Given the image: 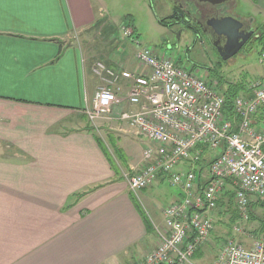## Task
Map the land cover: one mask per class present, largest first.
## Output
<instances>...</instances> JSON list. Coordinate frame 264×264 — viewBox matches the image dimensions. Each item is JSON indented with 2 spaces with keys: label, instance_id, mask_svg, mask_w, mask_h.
<instances>
[{
  "label": "crops",
  "instance_id": "obj_1",
  "mask_svg": "<svg viewBox=\"0 0 264 264\" xmlns=\"http://www.w3.org/2000/svg\"><path fill=\"white\" fill-rule=\"evenodd\" d=\"M170 1L167 18L193 9L191 0H181V8ZM248 1L257 17L242 19L252 25L258 19L264 29V0ZM100 14L99 0H0V264H131L155 247L163 209L183 197L179 187L166 192L164 176L131 193L113 156L94 135L104 124L98 121L93 129L86 118L101 88L115 94L119 108L140 109L127 101L132 80H115L105 72H120L118 60L101 65L99 57L91 67L87 44L72 41L74 34L101 28L106 17ZM126 17L107 24L132 32ZM130 22L134 33L128 39L135 44V19ZM98 66L104 67L101 75ZM141 71L136 62L124 70L135 76ZM113 136L108 138L116 159L129 174L139 172L145 146ZM212 155L201 150V159ZM200 166L183 161L176 172L195 169L196 185L202 187L209 176L202 183ZM216 231L214 226L191 264L218 256L212 243L219 242Z\"/></svg>",
  "mask_w": 264,
  "mask_h": 264
},
{
  "label": "built area",
  "instance_id": "obj_2",
  "mask_svg": "<svg viewBox=\"0 0 264 264\" xmlns=\"http://www.w3.org/2000/svg\"><path fill=\"white\" fill-rule=\"evenodd\" d=\"M124 30L126 38L132 36ZM133 42L138 45L137 40ZM258 59L264 64V50ZM135 61L142 70L137 76L105 71L103 66L97 67L102 68L97 73L132 80L127 101L140 109L113 116L121 102L112 91L101 88L84 113L92 125L126 123L135 137L148 141L143 166L125 178L131 193L148 189L163 176L183 193L179 202L163 209L164 225L159 231L156 228L155 247L131 264H191L195 251L214 231V213L227 180L234 186L238 213L234 232L240 233V222L248 220L251 200L264 202V81L251 84L235 99L231 120L223 114L224 96L218 82L204 70H186L179 65L181 60L149 48L140 49ZM203 149L214 156L206 166L207 183L197 187L195 169L186 173L176 169L183 161L200 163ZM219 256L221 264H264V239L250 248L228 242Z\"/></svg>",
  "mask_w": 264,
  "mask_h": 264
},
{
  "label": "rangeland",
  "instance_id": "obj_3",
  "mask_svg": "<svg viewBox=\"0 0 264 264\" xmlns=\"http://www.w3.org/2000/svg\"><path fill=\"white\" fill-rule=\"evenodd\" d=\"M99 2L102 11L99 17L101 18L102 15L106 17L103 26L97 30L74 34L72 38L74 43H78L83 47L87 44L86 49L88 53L90 52L89 56L90 58L93 57V61L90 63L91 67L100 60L99 57H102V60L99 61L101 65L105 64V62L109 63L110 59L113 62L118 60L121 65L120 71H124L136 62H133L136 51L149 48L154 49L161 55L170 56L176 61L181 60L179 65L186 70L193 68L195 71L197 68L207 72L206 74L210 79L217 76L221 77L224 83L223 90L229 85L236 84H242L248 89L251 84L264 81V64H260L258 59L261 49V42L258 38L261 36V30L263 29L259 27L258 19L252 26L255 33L253 38L245 44L236 56L224 62L220 59L216 50L209 46L208 43L200 42V40L194 41L190 31L185 30L179 38L177 34H174L179 30V25L174 23L175 19L170 20L173 15L167 18L170 14L166 8H169L170 0H99ZM231 11L232 16L239 15L240 19L248 16L253 17L254 15L257 17L254 8L248 0H234ZM126 16H128V20H131V18L135 19L138 45L131 43L130 39L124 36L125 30L121 29V26H112L111 23L107 24L109 20L114 23H120ZM165 18L167 19L165 23L167 25H161L158 20ZM112 36L115 38L111 39ZM97 71L101 73L102 68H98ZM90 76L101 79L99 75L92 74ZM119 106L113 109V116H117L124 110L122 107L119 108ZM101 122L104 124L103 130H95L94 135L101 140L109 154L111 153L115 164L120 169L121 176L126 178L129 175V171L116 159L112 148L113 141L108 136L115 135L116 137L113 136L112 138L117 140L120 138L128 141L134 139L138 141L139 145L143 146L148 145V141L144 138L135 137L132 127L126 123L119 125L113 122H111L113 124ZM90 125L93 128V125ZM211 157L200 161L201 172L203 171L204 174L202 183L207 179L206 166ZM175 187L169 181L164 184V188L169 194L175 193ZM223 202V206L217 207L213 219V224L217 227L215 238H218L219 242L215 243V240H212V243L216 245L219 254L217 256V252L213 255V258L203 259L200 264H213L214 262L215 264H221L219 255L223 246L228 242H234L245 247L244 243L253 244L254 241L264 239V206H260L257 202L253 203L254 206L249 208L252 219L249 216L246 222H240V233H236L234 232V227L239 223L234 200L232 203H228L226 198Z\"/></svg>",
  "mask_w": 264,
  "mask_h": 264
},
{
  "label": "flooded vegetation",
  "instance_id": "obj_4",
  "mask_svg": "<svg viewBox=\"0 0 264 264\" xmlns=\"http://www.w3.org/2000/svg\"><path fill=\"white\" fill-rule=\"evenodd\" d=\"M172 2L173 4L178 5V8H181L179 7V4L182 3L181 0H173ZM187 3L191 4L193 9H191L190 11H185L182 9L181 13H177L175 11V15L173 14L174 19L176 20H174V23H177L179 25V30L174 34H177V37L179 38L181 34L185 31V26L187 25V27L190 29L194 41L200 40V42H204L206 44L208 43L209 46L216 50L217 54L218 51H223V49L226 47L227 39L224 36L217 35L211 26L213 25V22H215L216 20H221L224 17L231 16L236 18L235 15H231V10L233 8V0H227L223 5L219 6H212L209 3L202 2L200 0H191L187 1ZM179 14L186 16L184 18L186 20H184L186 22V25H182V22H180ZM238 20H240L242 23L241 32H243L244 34L252 32V36L249 39L250 41L255 34L251 20Z\"/></svg>",
  "mask_w": 264,
  "mask_h": 264
},
{
  "label": "water",
  "instance_id": "obj_5",
  "mask_svg": "<svg viewBox=\"0 0 264 264\" xmlns=\"http://www.w3.org/2000/svg\"><path fill=\"white\" fill-rule=\"evenodd\" d=\"M202 2H207L212 6L223 5L227 0H200ZM185 16L179 14L180 22L182 25H186ZM185 20V21H184ZM214 32L219 36H224L227 39L226 47L223 51H218L219 57L222 61L226 62L236 56L239 51L245 46L252 36V32L244 34L241 32L242 23L237 18L228 16L221 20H216L211 26ZM185 26V30L187 29ZM190 31V29H189Z\"/></svg>",
  "mask_w": 264,
  "mask_h": 264
},
{
  "label": "trees",
  "instance_id": "obj_6",
  "mask_svg": "<svg viewBox=\"0 0 264 264\" xmlns=\"http://www.w3.org/2000/svg\"><path fill=\"white\" fill-rule=\"evenodd\" d=\"M174 15L170 18V20L174 19ZM126 19L128 20V17H126L125 20ZM166 20L167 19H160V20H158V22L161 25H167V24H165ZM130 21L128 22V25H129L128 27L132 28V35H133L134 29H133L132 25L130 26V23H131ZM258 40L261 42V49L259 51V53H260L261 51L264 50V29L261 30V36L258 38ZM212 78L214 80L218 81L219 87L221 88V91H222L223 96H224L223 114L231 120L234 119V101L240 94L246 92L247 89L242 84H236V85H229L226 87V89L223 90L222 87H223L224 83H223V80L221 79V77L217 76V77H212ZM112 147L115 148L114 143H113ZM226 198H227L228 203H232L234 200V186L230 180L226 181V187H225V190L223 192L222 198L218 202V207L224 205L223 200H225ZM259 204H260V206H264V202L259 203ZM252 206H254V204L250 205V207H252ZM249 214H250L249 215L250 219H252V214L250 213V210H249Z\"/></svg>",
  "mask_w": 264,
  "mask_h": 264
}]
</instances>
